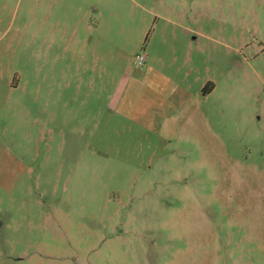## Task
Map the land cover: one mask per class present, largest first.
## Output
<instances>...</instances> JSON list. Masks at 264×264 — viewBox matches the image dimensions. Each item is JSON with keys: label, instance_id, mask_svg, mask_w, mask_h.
<instances>
[{"label": "rangeland", "instance_id": "obj_1", "mask_svg": "<svg viewBox=\"0 0 264 264\" xmlns=\"http://www.w3.org/2000/svg\"><path fill=\"white\" fill-rule=\"evenodd\" d=\"M0 264H264V0H0Z\"/></svg>", "mask_w": 264, "mask_h": 264}, {"label": "crops", "instance_id": "obj_2", "mask_svg": "<svg viewBox=\"0 0 264 264\" xmlns=\"http://www.w3.org/2000/svg\"><path fill=\"white\" fill-rule=\"evenodd\" d=\"M181 27H183L181 25ZM185 29V28H184ZM188 29V28H186ZM147 59L149 60L148 62V69L147 71H149V69L151 70V66L153 67V64H154V58H150L149 56H146V61ZM174 59H176L174 57ZM161 65H164L166 64L164 61H161L160 62ZM38 74V71L36 72ZM190 74V72H188V75ZM13 88H18V85L15 84L13 86ZM205 88V87H204ZM44 89L46 91V96H47V101L49 102V104H51V101L54 100L55 98V93H56V98H57V104L60 105L67 100V97L69 95V89H70V85L68 83H60V84H56L55 83V80H54V75L52 72H50V77L48 76L46 78V83L44 82ZM204 94V93H203ZM209 94V93H208ZM205 95V94H204ZM192 95H190L189 93L186 94V97L187 100L191 98ZM56 98L54 101H56ZM53 104V103H52Z\"/></svg>", "mask_w": 264, "mask_h": 264}, {"label": "built area", "instance_id": "obj_3", "mask_svg": "<svg viewBox=\"0 0 264 264\" xmlns=\"http://www.w3.org/2000/svg\"><path fill=\"white\" fill-rule=\"evenodd\" d=\"M146 62V55H140L137 58V64L143 65Z\"/></svg>", "mask_w": 264, "mask_h": 264}, {"label": "trees", "instance_id": "obj_4", "mask_svg": "<svg viewBox=\"0 0 264 264\" xmlns=\"http://www.w3.org/2000/svg\"><path fill=\"white\" fill-rule=\"evenodd\" d=\"M213 89L212 83H208L205 88L203 89V93L206 95L210 93Z\"/></svg>", "mask_w": 264, "mask_h": 264}]
</instances>
